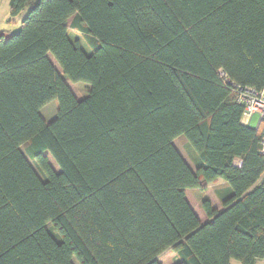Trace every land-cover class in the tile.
<instances>
[{"label":"trees","instance_id":"trees-1","mask_svg":"<svg viewBox=\"0 0 264 264\" xmlns=\"http://www.w3.org/2000/svg\"><path fill=\"white\" fill-rule=\"evenodd\" d=\"M23 12L0 31V264L262 258L264 127L229 83L264 86V0H9ZM218 181L220 209L197 200Z\"/></svg>","mask_w":264,"mask_h":264},{"label":"rangeland","instance_id":"rangeland-1","mask_svg":"<svg viewBox=\"0 0 264 264\" xmlns=\"http://www.w3.org/2000/svg\"><path fill=\"white\" fill-rule=\"evenodd\" d=\"M24 14H25V12L19 14L18 16H15V17L11 16L9 14V0H0V31L3 30L5 32H8L9 34L17 31L19 26H20V21L23 18ZM71 22H72V17H70L66 23L68 28H69L68 30H69L70 36L73 39H77L79 41V43L88 51L89 45H88L87 40L85 39V37L81 33L76 32L70 28ZM49 58L52 61V63L55 65V67L59 70V72H61L60 67L58 66V64L56 63L55 59L53 58V56L51 54H49ZM65 80H66L69 88L73 92V94L76 96V98L81 99L82 96L86 93V89H87L88 84L86 82H83V81L72 82L68 79H65ZM57 106H58L57 100L53 99V100L49 101L48 103H46L43 107H41L40 114L42 115V117L46 121H51L56 116ZM256 125H257V116L254 115L252 117V119L250 120L249 126L256 127ZM182 139L185 140V138L183 136L177 137L174 140V144L181 151L183 157L187 160L190 167L194 168V166L190 160V156L188 154V148L186 147L187 144L184 143V141ZM22 150H23V148H22ZM238 161H239L238 159L235 160V162H238ZM51 163H52V161H51ZM199 191H197V193H196L197 200H199L200 198H202L204 196L206 197L208 195L211 196L215 200L214 192H212V190L209 187H207L204 190V192H199ZM218 205L219 204H217V206ZM174 261H175V253L174 252L171 253L170 251L167 252L166 254H164L163 257L160 258V262L162 264H173ZM75 264H78V262H75Z\"/></svg>","mask_w":264,"mask_h":264},{"label":"built area","instance_id":"built-area-1","mask_svg":"<svg viewBox=\"0 0 264 264\" xmlns=\"http://www.w3.org/2000/svg\"><path fill=\"white\" fill-rule=\"evenodd\" d=\"M228 82V80L226 79ZM234 90V98L237 103L242 106L240 120L247 125L254 115L257 116V125L264 127V86L262 88H254L252 86H241L229 83ZM259 152L264 158V128L261 134ZM239 167L240 162H236ZM264 177V173L262 174Z\"/></svg>","mask_w":264,"mask_h":264},{"label":"crops","instance_id":"crops-1","mask_svg":"<svg viewBox=\"0 0 264 264\" xmlns=\"http://www.w3.org/2000/svg\"><path fill=\"white\" fill-rule=\"evenodd\" d=\"M175 140V139H174ZM186 145V144H185ZM177 147V146H176ZM186 147H187V145H186ZM188 148V147H187ZM177 150L181 153V151L177 148ZM191 152V150L190 149H188V154ZM181 155H182V153H181ZM183 156V155H182ZM184 158V157H183ZM185 159V158H184ZM186 160V159H185ZM187 161V160H186ZM188 163V162H187ZM190 166V165H189ZM207 187H209L211 190H212V192H214V196H215V200L211 197V196H209L208 194V196H206V197H208L209 199H210V201L212 202V204L214 205V206H216L218 209H220L221 208V205H220V200L218 199V197L216 196V194H215V189H219V188H221L220 189V193H222V192H224V193H226V185L222 182V181H218V182H216V183H209L204 189H202V190H195V192L197 193V191H199V192H204V190L207 188ZM217 204H219L218 206H217ZM171 252V253H173L171 250H166V251H164L163 253H161L158 257H157V259L160 261V258L161 257H163V255L164 254H166L167 252ZM233 264H240L239 262H237V261H234L233 262ZM254 264H264V256L262 257V258H259V259H257L255 262H254Z\"/></svg>","mask_w":264,"mask_h":264},{"label":"bare ground","instance_id":"bare-ground-1","mask_svg":"<svg viewBox=\"0 0 264 264\" xmlns=\"http://www.w3.org/2000/svg\"><path fill=\"white\" fill-rule=\"evenodd\" d=\"M219 73L224 77V74H223V72L220 70L219 71ZM233 92H234V90H233ZM240 123L242 124V125H244V126H249V123L247 124V125H245V124H243L242 122H241V120H240ZM259 146H260V143H259ZM260 153V152H259ZM261 155V154H260ZM263 157V156H262ZM238 162H240V160L238 161Z\"/></svg>","mask_w":264,"mask_h":264}]
</instances>
